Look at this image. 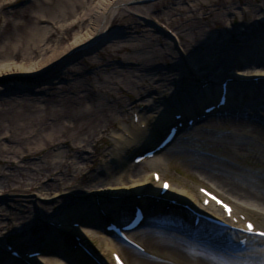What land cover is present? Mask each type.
<instances>
[{
    "label": "bare ground",
    "instance_id": "obj_1",
    "mask_svg": "<svg viewBox=\"0 0 264 264\" xmlns=\"http://www.w3.org/2000/svg\"><path fill=\"white\" fill-rule=\"evenodd\" d=\"M90 1L80 0L78 9L71 13L79 15L81 25L87 22V32L77 33L72 43L55 55H42L39 63L14 65L7 49L12 39L1 48L0 72L33 76L30 81L17 80L19 86L31 90L43 84L50 88L39 103L21 105L25 110L16 117L15 127L0 125L1 160L12 164L13 170L36 174L32 187L40 194L50 190L46 185L63 189L69 196L77 193V201L72 199L75 206L66 211L51 213L48 207H39L43 219L49 215L48 224L54 229L50 246L56 255L53 264H161L156 261L171 262L172 257L191 264H264V236L247 231V225L252 224L256 232H264L258 219L262 217L264 222V120L258 117L263 110L257 114L259 104L251 105L255 98L264 102V88L260 86L247 97L246 89H234L241 80L243 84L252 79H257L258 85L264 83V0L257 6L226 0L227 6H214L208 12L204 5L213 6L220 0H175L177 7L172 4L161 12L149 0H100L99 10ZM132 2L134 6L129 5ZM39 11V15H29L36 18L32 20L34 35L43 37L53 23L66 28L65 12L56 21L46 10ZM174 13L200 25L186 28L178 23L180 18L173 23ZM7 14L3 15L6 26ZM234 16L237 24H233ZM210 17L224 24L222 34H211L204 22ZM242 25H258L260 33L242 42L230 39L228 33L239 34ZM224 41L230 54L218 53ZM174 49H180L187 60L188 69L182 67L190 77L181 90L173 88L166 70L157 68L158 58L174 54ZM14 50L20 51L16 44ZM72 65L77 66L71 73ZM60 70L61 77L56 76ZM57 78L64 80L63 86L53 84L51 88L47 81ZM182 90L184 96L179 93ZM55 91L64 93L57 95ZM126 96L131 101L125 104ZM66 106H70L69 111ZM136 108L139 111L127 123L126 113ZM117 109H121L118 115ZM39 112L47 114L39 117L35 114ZM191 120L194 128L209 126L219 139L209 141V149L220 148L215 156L190 166L207 178L212 186L209 189L199 183L188 188L160 172L168 167L162 163L164 153L169 157L184 154L181 145L175 148V142L192 130ZM172 129L176 134H169ZM196 131L199 134V128ZM102 139L107 143L105 149L99 148ZM244 156L255 159L252 168L259 166L260 170L241 167ZM98 157L103 158L99 167L103 179L89 175ZM86 161L92 162L81 166ZM146 165L158 168L149 175ZM8 175L0 169V180ZM21 186L10 185L9 191ZM30 189L25 187L24 191ZM57 191L52 194L54 201L62 195ZM9 217L14 220L12 214ZM12 222L7 225L13 227ZM171 222L175 227L179 224L182 235L166 232L164 228ZM160 236H171L172 242L156 245L150 254L152 261L142 259L147 248L141 239ZM48 247L44 243L41 248L20 251L7 243L4 249L8 256L1 264L50 262ZM126 248L133 254L130 263L120 253ZM107 251L110 260L106 262L99 253Z\"/></svg>",
    "mask_w": 264,
    "mask_h": 264
},
{
    "label": "rangeland",
    "instance_id": "obj_2",
    "mask_svg": "<svg viewBox=\"0 0 264 264\" xmlns=\"http://www.w3.org/2000/svg\"><path fill=\"white\" fill-rule=\"evenodd\" d=\"M90 1V0H88ZM237 5L238 4H244L245 2L248 1L249 4H253V6H257L258 3L263 2L262 0H235ZM7 2V3H6ZM98 2H100V0H91V6L95 7L96 10H99L98 7ZM244 2V3H243ZM43 3V4H42ZM80 0H0V6H2L3 11L0 12V56H1V48L2 46L5 45V42L9 39H12V45H10V47H4L5 49L7 48L9 52H11L10 56L12 57L11 62H14V65H21V64H30L31 62H41L42 60V55H46V56H50L52 54H56L55 52L57 50H59V48H63L67 45H69L70 43H72V41L74 40V37L77 35V33H82L85 34L87 32V22L84 23L83 25L80 24V20H79V15L75 16V15H71L72 10H76V8L78 9ZM176 1L175 0H149V4L150 5H155L157 10L163 11L167 8H169L172 4L176 6ZM94 5V6H93ZM130 6H134V2L129 4ZM222 5L227 6V1H222L220 0L219 2L216 1L215 5H211V4H205L204 7V11H209V9H212V7L217 6L222 7ZM245 5V4H244ZM75 6V7H74ZM223 7V8H224ZM206 8V10H205ZM222 8V9H223ZM39 10H46L48 16H53L55 18L56 21H58L59 17L63 15V12L66 13V16L68 17V21L66 23V28H59L57 26L56 23H53L52 25H49L50 29L48 32H46V34L41 37V35H34V32L32 30L33 27V21L36 20V18L33 20L32 18H30L29 15L32 14H38L40 13ZM70 10V13H69ZM9 12V14H7L8 16V25L6 26V23L3 22V15L4 13L6 14L7 12ZM118 11V10H117ZM202 12V11H201ZM201 12H198V14H200ZM76 13V12H75ZM2 15V16H1ZM202 14H200L199 16H201ZM27 16V17H26ZM181 16V15H180ZM179 15H177L176 13L173 14V16H171V18H174L176 21H174L173 23L177 22V18L180 20H178V23H181V26H185L186 28L192 24L193 26H198L200 24H198V22H192V21H187L185 20V16L180 17ZM235 21L233 24H237L236 19H238L236 16H234ZM184 19V20H183ZM33 20V21H32ZM209 20V21H208ZM207 21V22H206ZM204 22L208 23L211 34H222V30L225 29V27L219 23H216L213 19L210 18H204ZM45 23V22H44ZM225 23V22H224ZM228 25V22H226ZM48 26V22L46 24ZM175 25V24H174ZM6 26V27H5ZM20 26V27H19ZM176 26V25H175ZM264 26V25H263ZM114 28V27H113ZM241 29L243 28L242 31H240V37L239 34L234 31L233 33L231 32L228 33V37H230V39H233L234 37L237 40H240V42H242V40L248 39H254L253 37L255 35H257L258 33H260L261 27L256 25L254 26V28L252 27H247V25H242L240 27ZM112 29V28H111ZM172 29V28H171ZM208 29V28H207ZM108 30V29H107ZM106 30V31H107ZM170 30V29H169ZM171 31V30H170ZM110 32V31H109ZM107 33V32H106ZM112 33V32H111ZM170 33V32H169ZM36 36H39V40L35 39ZM237 36V37H236ZM235 40V39H234ZM164 41V40H163ZM36 42V44H35ZM239 42V43H240ZM227 42H223V44L221 45V50L218 51L219 54L223 53L225 54H230L231 49L228 47V45H226ZM14 44H16L19 47L20 51H13V46ZM26 47H29V49L27 50ZM47 47L50 48V51H47ZM111 50V48L109 49ZM175 50V49H174ZM180 51V49H177ZM174 51V54H167L164 56H160L157 60V68H162L164 70H166L168 73L167 75L170 77V83L173 86V88L176 90H181V86L187 82L190 81V77H188L187 73L184 71V67L188 69V66L186 67L185 63L187 60L184 59V56L182 54V52L180 51ZM41 52V53H40ZM170 53V52H169ZM183 56V60L181 59ZM110 56V55H108ZM116 54L113 53L112 57H115ZM176 58V59H175ZM180 58V59H179ZM1 59V57H0ZM185 61V62H184ZM94 62V61H92ZM92 62H88L89 64H91ZM180 65V67H179ZM74 67V69H71L70 72H74L75 68L77 65H72ZM87 67V66H86ZM16 68H20L19 66H17ZM181 69L183 70L182 73ZM61 70L60 71H56L55 75L56 76H60L61 77ZM28 75V74H27ZM25 76V75H20L19 72L14 73L12 72H0V110H5L4 113L0 114V125L2 126L3 124H10L11 126L15 127V125L17 124V120L16 117L18 118L19 113L23 112L25 109H23L24 107L21 105H25L26 103H33L35 102H40L39 100L42 98L43 95H49V89L48 87H46V85H40V87L35 88L33 90L28 89L26 87H22L18 85L17 80H21V81H25V80H33V76ZM182 77L181 79H179L178 77ZM38 77H40V75H38ZM54 77V76H52ZM42 79V77H40ZM44 80V77H43ZM49 82L48 85L51 86V88L54 85H62L64 84V80H62L61 78H57V79H52V81H47ZM59 83V84H58ZM258 83L257 79H252L250 83L248 84H243L242 80L239 81V83H235V87L234 89L240 88V89H246L245 92V96L251 94L253 90L259 89L261 88L260 86H262L264 88V83L262 84H256ZM185 85V84H184ZM63 86V85H62ZM257 86V88H256ZM17 88V90H16ZM62 88V87H61ZM61 90V89H60ZM59 90V91H60ZM59 91H55V93L58 95H60L61 93L64 92H59ZM48 93V94H47ZM179 93H181V96H184V91H180ZM187 93V92H186ZM41 94V97H40ZM119 94V93H118ZM264 94V91H263ZM45 96V97H46ZM189 96V95H187ZM247 97V96H246ZM44 98V97H43ZM42 100V99H41ZM248 100V99H247ZM123 101H125V104L130 102L131 100H129V98L126 96L125 99H123ZM180 102V100H179ZM178 103V100H177ZM251 105L253 107L257 106L259 104L260 109L258 113H261L262 110L263 112L258 116L259 118H262L264 120V102H259L257 101V99H252L251 100ZM174 105V104H173ZM176 105V104H175ZM174 105V107H175ZM10 107H12L10 110ZM70 106H66L65 110L67 108L66 111H69ZM75 108V107H74ZM126 110H128L127 107H125ZM140 110L142 107H139ZM139 108H136L134 110L129 109V113L125 115V118L127 117L128 122L127 123H131L132 120V116L134 114L135 111H139ZM73 109V108H72ZM81 109V108H79ZM121 109H117V115L119 114ZM143 110V109H142ZM27 111L29 112V110L27 109ZM67 113V112H66ZM115 113V112H114ZM26 114V113H25ZM28 114V113H27ZM30 114V113H29ZM37 116L39 117H43L42 115L47 114L46 112L42 113H35ZM257 114L255 113L253 116V120H255L257 118ZM116 115V117H117ZM256 116V117H255ZM255 117V118H254ZM40 119V118H39ZM8 120V121H7ZM252 120V119H251ZM124 123V122H122ZM126 124V123H125ZM116 125V124H115ZM199 128V134L198 131H196V129ZM197 128H192V130H189L187 132H185L184 134L181 135V137L177 140V142H175V148H179L178 146L181 145L184 149V154H179L177 156H173V157H169L168 153L165 154V158H163V165H165L166 163H168V167H164V169H160V172L165 173L164 177L172 180V182H176L177 181L180 184H184L186 187H190L189 185H196V183L199 184H203L204 186L207 185V187H212L210 186V184L207 181V178L203 179L201 176H199V173L196 172V168L195 169H190V166H194L195 164H200V162L202 160H210L211 156H215L217 152V150H220V148L218 147H214V150L209 149L210 147V142L209 141H218V136L216 134L215 131H212L210 129V127H206L204 126V129L200 130V125ZM206 130H208V132H206ZM201 133V134H200ZM109 138V137H108ZM105 140L107 138H104ZM104 139H102L101 141H99V148L101 149H105L106 148V144L104 143ZM110 140V139H109ZM96 148V147H95ZM93 150V149H92ZM103 156V155H102ZM104 157V156H103ZM218 157V156H217ZM89 160H92L89 159ZM263 160V159H262ZM167 161V162H164ZM264 161V160H263ZM87 162V161H86ZM82 163L81 166L86 167V164H91V162H87V163ZM103 162V158L98 157L96 161H94V170L96 169V171L100 170V163ZM253 163V164H252ZM24 165V163H22ZM239 165H241V167L245 168V169H255V171L260 170L259 166H256L255 168H252L256 165L255 163V159H253L252 157H242L241 162H239ZM158 167L154 168V167H150L148 165H146V169L147 172L149 173V175L151 174L152 170L157 169ZM0 169L4 170V172H6V175H8V177L3 178L0 180V264L2 261H4L5 258H7V254H6V249H4V245H6L7 243H10L12 246L16 247L17 249H19L20 251H25V250H31V249H37L38 247H43L44 243L49 244V252L51 253L50 256L51 258L49 259L50 262L48 261V259L43 263V264H53L56 260V255L54 254V252L52 253V249H50L51 246V242L53 241V228L50 226V224H48V217L49 215L47 214V216L45 217V219H43L44 217H42L40 215V210L39 207L40 205L46 206L51 210V213L53 211H57L59 212L60 210L62 211H66L68 210L70 207L75 206L74 201L76 202V195L77 193H73L69 195L62 193L63 189H61V191H57V188H55L54 186H45L46 187H50L48 190V192H43V193H47V195L41 193L36 190L35 188H33L32 186L34 185V181L33 178H35L36 174L33 175L31 174L30 171H18V170H13L14 167L12 164L8 163H4L1 158H0ZM94 170H91L90 174L91 177H98L100 179H103V172L100 170V172H96ZM41 173V172H40ZM173 173H175L173 175ZM201 175V174H200ZM87 177V176H86ZM85 177V179H86ZM53 179V178H52ZM195 179V180H193ZM97 181V180H96ZM194 181V182H193ZM198 181V182H197ZM26 182V188L30 189L29 191H24L25 187L22 188L21 184ZM68 182H71L70 178L68 179ZM78 182H81L80 179ZM54 184L56 183V180H53ZM94 184H96L95 180L93 181ZM104 183V181H103ZM207 183V184H206ZM10 185H17V187L21 186V188H18L17 190H12L9 191V186ZM49 185H53L52 183H50ZM194 190V188H193ZM57 191L60 194H62L56 201H54V197L52 198V194H54ZM39 192V193H38ZM67 199V201L65 202V200ZM71 199V200H69ZM74 201H73V200ZM53 200V201H52ZM58 200H61V203L57 204ZM70 201V202H69ZM37 208V209H36ZM53 208V209H52ZM59 210V211H58ZM38 211V212H37ZM36 212V213H35ZM49 213V214H51ZM12 214V217L14 218V220H12L9 215ZM164 218V216L161 217V220ZM173 218V217H172ZM179 220L180 217L175 219ZM261 222V225H264V222L262 221V217L258 218ZM13 221V227H10V225L8 222L9 221ZM164 220V219H163ZM173 221V220H172ZM50 222V220H49ZM174 222V221H173ZM169 225L165 226V230L166 232L170 231L172 234L175 235H179L183 233V231L181 230V227H178L179 224H176L177 227H175V225H172V223ZM174 222V223H175ZM155 225L157 224L156 222H154ZM170 223V222H169ZM173 223V224H174ZM181 224L185 223L184 219H181L180 221ZM186 225V224H184ZM158 226V224L156 225ZM153 228H156L153 225ZM209 228V227H207ZM86 240H91V237H86ZM172 242L171 236L170 237H164V236H160L158 238H154L151 239L149 241H146L145 239H141V243L143 245H145V247L147 248L146 252L143 253L142 255V259L144 260H148V261H152V257L150 256V254L155 251V246L163 243V242ZM118 245V244H117ZM154 248V249H153ZM119 251V250H118ZM236 250H233V252ZM123 252V256L126 257L128 259V262L130 263L133 254L132 251H129L127 248L125 250L120 251V253ZM239 252V251H238ZM236 251V253H238ZM104 252L99 253V255H101L102 257L105 256L106 262L108 261V259L110 260V258H108V251L107 253H104L105 255H103ZM7 255V256H6ZM107 256V257H106ZM182 258L179 259H175L174 257H172V261H167V262H163V261H156V262H160L161 264H191V261L189 260H182ZM136 264H140L137 261H135ZM111 263V262H110ZM34 264V263H33Z\"/></svg>",
    "mask_w": 264,
    "mask_h": 264
},
{
    "label": "snow or ice",
    "instance_id": "obj_3",
    "mask_svg": "<svg viewBox=\"0 0 264 264\" xmlns=\"http://www.w3.org/2000/svg\"><path fill=\"white\" fill-rule=\"evenodd\" d=\"M165 187H167V185H165ZM225 207L227 208V206ZM228 211H229V214H231V210L228 209ZM247 231L251 232L253 235L264 236V232H256L252 224L247 225Z\"/></svg>",
    "mask_w": 264,
    "mask_h": 264
}]
</instances>
